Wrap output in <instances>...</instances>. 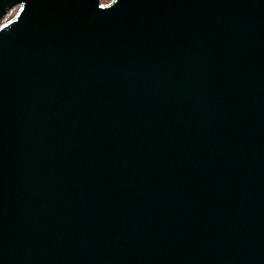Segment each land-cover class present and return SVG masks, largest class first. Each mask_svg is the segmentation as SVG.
<instances>
[{
    "label": "water",
    "instance_id": "obj_1",
    "mask_svg": "<svg viewBox=\"0 0 264 264\" xmlns=\"http://www.w3.org/2000/svg\"><path fill=\"white\" fill-rule=\"evenodd\" d=\"M0 264H264V0H0Z\"/></svg>",
    "mask_w": 264,
    "mask_h": 264
},
{
    "label": "rangeland",
    "instance_id": "obj_2",
    "mask_svg": "<svg viewBox=\"0 0 264 264\" xmlns=\"http://www.w3.org/2000/svg\"><path fill=\"white\" fill-rule=\"evenodd\" d=\"M106 1H109V2L106 3ZM111 2H113V0H102V3L105 5L110 4ZM19 10H20V6H16L11 11H9L3 18L1 24L11 22L17 16Z\"/></svg>",
    "mask_w": 264,
    "mask_h": 264
},
{
    "label": "built area",
    "instance_id": "obj_3",
    "mask_svg": "<svg viewBox=\"0 0 264 264\" xmlns=\"http://www.w3.org/2000/svg\"><path fill=\"white\" fill-rule=\"evenodd\" d=\"M101 1V3H102V0H100ZM103 4V3H102ZM103 5H105V4H103ZM108 5V4H107Z\"/></svg>",
    "mask_w": 264,
    "mask_h": 264
},
{
    "label": "trees",
    "instance_id": "obj_4",
    "mask_svg": "<svg viewBox=\"0 0 264 264\" xmlns=\"http://www.w3.org/2000/svg\"><path fill=\"white\" fill-rule=\"evenodd\" d=\"M109 1H106V3H108Z\"/></svg>",
    "mask_w": 264,
    "mask_h": 264
}]
</instances>
